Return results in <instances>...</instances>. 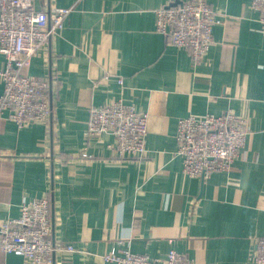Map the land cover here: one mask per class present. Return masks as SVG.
<instances>
[{
    "label": "crops",
    "instance_id": "crops-1",
    "mask_svg": "<svg viewBox=\"0 0 264 264\" xmlns=\"http://www.w3.org/2000/svg\"><path fill=\"white\" fill-rule=\"evenodd\" d=\"M33 1L71 12L23 70L50 80V121L19 129L0 117V218L46 197L51 239L75 249L52 264H106L103 255L123 251L163 261L171 250L196 264H254L264 238V35L250 0H205L221 23L197 63L155 30L157 8L187 0ZM116 100L148 113L146 154L123 163L111 159V135L84 137L90 108ZM227 111L245 121L240 157L228 172L187 177L177 120ZM0 264L24 263L0 253Z\"/></svg>",
    "mask_w": 264,
    "mask_h": 264
},
{
    "label": "built area",
    "instance_id": "built-area-1",
    "mask_svg": "<svg viewBox=\"0 0 264 264\" xmlns=\"http://www.w3.org/2000/svg\"><path fill=\"white\" fill-rule=\"evenodd\" d=\"M258 13L259 32L264 35V0H250ZM71 8L38 11L33 0H0V117L3 115L17 128L29 123L50 121L53 98L50 80L23 73L36 51L63 28ZM155 30L170 46L189 52L199 62L213 43L212 29L220 24V15L205 0L169 2L155 11ZM122 84V79H117ZM148 113L135 110L122 100L91 107L86 122L85 139L111 135L108 145L111 159L123 163L128 158L146 154ZM247 131L242 117L232 111L221 115H188L177 120L176 155L182 173L205 180L216 172H228L240 157ZM82 157L87 154L83 153ZM50 204L46 197L22 202L15 218H0V253L13 254L24 264H52L55 253L75 252L72 245L51 239ZM106 264H196L176 251L166 259H150L143 253L123 251L103 255ZM254 264H264V238L257 241Z\"/></svg>",
    "mask_w": 264,
    "mask_h": 264
}]
</instances>
